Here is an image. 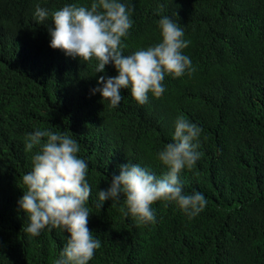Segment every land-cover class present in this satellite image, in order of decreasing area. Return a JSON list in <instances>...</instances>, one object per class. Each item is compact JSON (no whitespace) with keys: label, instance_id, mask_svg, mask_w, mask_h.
Masks as SVG:
<instances>
[{"label":"trees","instance_id":"obj_1","mask_svg":"<svg viewBox=\"0 0 264 264\" xmlns=\"http://www.w3.org/2000/svg\"><path fill=\"white\" fill-rule=\"evenodd\" d=\"M93 0H0V264H55L70 234L46 227L25 232L28 215L18 201L32 170L25 151L37 129L75 139L88 164L92 188L87 227L101 242L88 264H264V0H120L131 12L124 55L162 39L169 17L190 44L182 53L194 72L165 74L164 93L141 105L130 89L113 107L92 90L112 64L83 61L50 47L51 15L66 4ZM178 117L202 131L195 165L179 180L185 194L200 192L206 206L189 217L175 202L152 204L155 221L138 223L120 211L123 195L96 207L118 165L131 163L157 176L168 169L157 153L172 142ZM42 138V143L46 142Z\"/></svg>","mask_w":264,"mask_h":264},{"label":"clouds","instance_id":"obj_2","mask_svg":"<svg viewBox=\"0 0 264 264\" xmlns=\"http://www.w3.org/2000/svg\"><path fill=\"white\" fill-rule=\"evenodd\" d=\"M133 10L120 0H93L90 8L72 3L51 13L37 4L34 15L41 23L51 15L50 47L83 61L95 58V73H104L106 65L114 66L118 74L99 76L97 84L102 87L92 91L100 92L103 100L116 107L122 100L121 89H130L131 96L143 105L149 92L155 97L164 93L165 74L180 77L186 71H195L191 59L182 53L190 41L183 39V28L167 16L158 22L162 36L159 43L124 55L127 45L122 38L132 27ZM201 131L178 117L172 142L157 153L168 170L157 176L138 164L118 165L119 174L111 176L110 186L98 191L96 207L101 209L105 200L114 201L123 195L127 210L122 206L120 211L138 223L154 222L151 206L161 200L175 202L189 217L197 215L206 206V199L200 192L185 194L179 174L199 159L198 144L193 141ZM34 147L32 170L22 177L26 191L18 201L30 219L25 232L38 236L46 227L66 230L70 236L55 264H88L101 242L87 227L90 213L85 205L92 188L87 180L88 164L77 155L79 144L66 134L37 129L26 138L25 151L31 152Z\"/></svg>","mask_w":264,"mask_h":264}]
</instances>
